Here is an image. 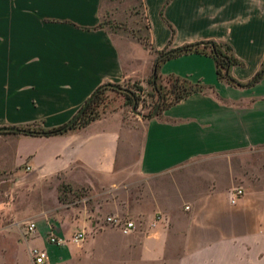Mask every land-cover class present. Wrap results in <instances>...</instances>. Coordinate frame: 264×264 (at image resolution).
<instances>
[{"label":"crops","instance_id":"1","mask_svg":"<svg viewBox=\"0 0 264 264\" xmlns=\"http://www.w3.org/2000/svg\"><path fill=\"white\" fill-rule=\"evenodd\" d=\"M138 2L147 23L141 37L156 50L226 43L239 61L230 68L233 78L246 81L259 70L264 0ZM111 7L110 0H0V126H61L97 86L146 80L156 53L99 27ZM160 73L207 88L158 117L132 119L134 127L120 108L61 134L2 136L0 171L83 186L90 197L104 198L121 185L159 179L152 207L130 209L141 226L128 237L133 262L137 251L143 264H264V181L236 178L229 157L264 147V76L253 86H234L217 78L210 55L195 52L169 57ZM234 187L244 192L231 204ZM117 208L108 203L104 214ZM98 210L40 203L28 214L36 224L28 248L46 252L41 264L66 263L76 245L53 246L46 233L93 228Z\"/></svg>","mask_w":264,"mask_h":264},{"label":"rangeland","instance_id":"2","mask_svg":"<svg viewBox=\"0 0 264 264\" xmlns=\"http://www.w3.org/2000/svg\"><path fill=\"white\" fill-rule=\"evenodd\" d=\"M112 7L101 13L100 22L102 28L108 31L114 38H134L143 36L146 33V20L141 4L138 0H110ZM149 77V76H148ZM147 77V78H148ZM146 78V79H147ZM136 80V79H134ZM133 80H130L131 82ZM140 82V81H138ZM123 82L120 85H124ZM144 88L146 103H151L154 97L149 96L151 86L145 80L140 82ZM105 101H109L112 109H124V116L127 123L132 127V119L140 117L135 115L131 105L125 102L124 97L116 92L106 91ZM150 107L138 106L136 110L146 114ZM142 119H147L142 117ZM21 133L7 132L0 133L2 136H18ZM24 135V134H22ZM233 166V174L236 178H249L250 180L264 181V147L239 151L229 156ZM0 171V264H29L30 255L28 248L29 235H24L23 223L32 218L28 217L40 203L44 206L52 204L62 209L76 205L85 204L87 207H98L99 210L91 218L98 224L91 228L84 227L85 238L76 245L75 253L64 264H143L138 258L137 251L135 262L128 253L129 235L138 230L141 226L137 223L136 228L126 235L118 229L103 223L101 220L105 215V205L108 203L118 204L117 215L133 218L130 209L144 213L153 205L155 183L159 179H144L139 186L132 188L122 186L118 194L104 198L102 195L90 197L87 188L72 187L63 181L54 186L55 179L39 180L30 173L19 172L15 176ZM60 177V176H57ZM14 182V184H13ZM10 184V187L7 186ZM60 185H63L59 191ZM154 190V191H153ZM60 197L61 201L58 200ZM56 200L60 203L58 205ZM105 199V200H104ZM107 201L108 203L104 202ZM141 219V218H140ZM34 220V219H32ZM137 221V220H136ZM138 246V245H137ZM137 249V248H136Z\"/></svg>","mask_w":264,"mask_h":264},{"label":"trees","instance_id":"3","mask_svg":"<svg viewBox=\"0 0 264 264\" xmlns=\"http://www.w3.org/2000/svg\"><path fill=\"white\" fill-rule=\"evenodd\" d=\"M99 27H101L100 24ZM138 40H140V42H142L152 52L156 53L155 61L153 64V67L155 66V78L154 80L152 79V73H153L152 70V73H150L149 77L146 79L147 83L151 86V91L150 93H148V95L154 97L151 103H146L145 101L146 98L144 97L145 90L143 86L140 85L141 83L136 80H133L131 82H129L130 80L126 81L124 85L111 83L123 89L124 88L128 89L130 91L129 93L101 84L97 86L91 92V94L85 99L83 104L86 105L83 111L73 122V124L65 131H58L60 126L45 129L41 127L39 124L31 123L23 126H18V128L24 130V132H22L21 134L29 135V136H51V135L64 133L70 129L85 126L89 122L103 115L106 111L112 109L109 101H105L104 99L106 97L105 94L106 91H112L121 94L124 97L125 102L131 105V107L134 104L136 108L140 105L147 108L150 107L148 112L146 114H143L144 118H150L152 116L158 117L164 109L170 107L173 104L175 105L180 100L187 97L189 94L196 92H203L207 88V86L202 83L190 81L185 77L175 75V73L161 75L160 73L161 64L163 63V61H165L166 59L172 56H178L190 52L208 54L214 59L217 78L229 84H233L234 86H240V87H245L250 85L253 86L264 76V58H263L261 66L254 76H251L246 81H238L235 78H233L230 72V68L232 65L239 64V61L234 57L230 45L226 43H215L214 41H211L214 44V49H212V47L208 44L201 45L202 42H200V43H196L197 45L195 43H191L176 49L166 47L162 50H156V48H154V46L151 43H148L142 37H138ZM205 42H209V41H205ZM167 51H170V53L165 55L164 57L159 58L161 54H164ZM105 84H109V83H105ZM83 104L79 108H81ZM156 107H158L157 112L153 113ZM0 133H7V132H0ZM16 133H20V132H16ZM62 187L63 185H60V188L58 190L60 191ZM58 200L61 201L60 197H58Z\"/></svg>","mask_w":264,"mask_h":264},{"label":"built area","instance_id":"4","mask_svg":"<svg viewBox=\"0 0 264 264\" xmlns=\"http://www.w3.org/2000/svg\"><path fill=\"white\" fill-rule=\"evenodd\" d=\"M28 170V167H25ZM244 189L242 187H234L229 192V201L231 204H235L239 198L242 196ZM103 223H106L116 229L121 233L127 234L130 231H133L136 228L135 222L128 217H122L117 214L105 215L102 220ZM36 229V224L34 221L29 220L23 223V232L24 235H29L33 233ZM85 238V229L79 228L73 231L69 236L57 235L52 231H48L45 235V240L48 244L53 246H64L68 243H79ZM29 255L31 260L35 264H41L46 258V252L43 249L32 247L29 249Z\"/></svg>","mask_w":264,"mask_h":264},{"label":"water","instance_id":"5","mask_svg":"<svg viewBox=\"0 0 264 264\" xmlns=\"http://www.w3.org/2000/svg\"><path fill=\"white\" fill-rule=\"evenodd\" d=\"M205 44L210 45L212 47V49H214L213 42L209 41V42H202L201 43V45H205ZM169 53H170V51H167L164 54H161L159 56V58L164 57L165 55H167ZM154 78H155V66L153 67V73H152V79L154 80ZM103 85L115 88V89L120 90V91H125V92H128V93L130 92L128 89H125V88L123 89V88L115 86V85H113L111 83L103 84ZM85 105L86 104H83V106L81 108H79L77 110V112L66 123L61 125L60 128L58 129V131H65L67 128H69L73 124V122L77 119V117L81 114V112L83 111ZM157 109H158V107L155 108L153 113L157 112ZM132 110L134 111L135 115L143 117V114L136 110L135 104L132 106ZM0 132H20V133H22V132H24V130L21 129V128L15 127V126H0Z\"/></svg>","mask_w":264,"mask_h":264}]
</instances>
